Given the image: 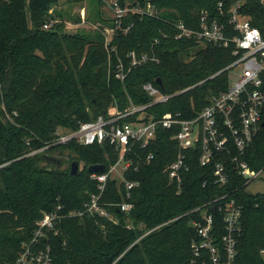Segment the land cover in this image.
I'll list each match as a JSON object with an SVG mask.
<instances>
[{"label":"trees","instance_id":"1","mask_svg":"<svg viewBox=\"0 0 264 264\" xmlns=\"http://www.w3.org/2000/svg\"><path fill=\"white\" fill-rule=\"evenodd\" d=\"M60 1L0 0V264L14 261L44 213L55 210L62 217L42 239L51 246L55 264H190L191 241L197 235L192 221L200 214L190 211L228 192L244 205L237 264H264V193L248 192L244 177L232 166L230 182L215 185V166H203L196 149L188 151L190 170L183 173L179 189L165 172L178 149L170 130L159 128L150 149H136L142 158L140 171L131 168L125 174L141 182L132 192L130 212L118 207L124 185L108 181L101 201L111 218L85 212L99 193V182L91 179L88 168L104 164L108 169L118 150L110 144L55 143L60 127L76 130L83 122L109 116L113 108L124 111L132 103L150 102L143 88L149 82L173 95L149 108L157 117L179 112L193 118L214 95L227 90L226 67L235 59L231 50L195 37L179 38L174 25L182 21L199 29L204 11L220 19V0H117L122 8H143L151 2L156 15L100 17L104 25L94 33L65 32L64 11L48 13ZM245 9L264 31L261 0H247ZM50 21L52 26L45 29ZM107 26L114 31L109 44ZM132 51L157 60L133 67L121 80L117 65L122 60L128 69ZM150 152L154 159L142 165ZM75 159L83 166L73 176ZM245 160L253 169L264 167V131ZM215 218L220 222L221 213Z\"/></svg>","mask_w":264,"mask_h":264},{"label":"built area","instance_id":"2","mask_svg":"<svg viewBox=\"0 0 264 264\" xmlns=\"http://www.w3.org/2000/svg\"><path fill=\"white\" fill-rule=\"evenodd\" d=\"M261 3L264 8V0ZM112 6L117 19L128 12L156 15L155 6L151 2L143 8H122L117 0H113ZM246 6L247 0H220V19H212L209 11H204L199 29L190 28L182 21L174 23L179 31L177 37H195L202 43H214L231 50L235 56L234 61L226 67L230 76L227 90L214 95L210 104L197 116L183 118L179 112H166L161 117L151 114V106L167 102L173 95L163 93L149 82L143 88L151 97L150 102L132 103L124 111L113 108L109 116L100 115L83 122L76 130L65 131L61 127L57 129L55 143L76 141L83 145L110 144L119 152L117 161L108 169L91 172V179L99 182V193L93 194L91 201L86 204L85 212L112 217L101 201L110 179L125 187L123 201L118 204L119 210L130 212L134 208L132 192L141 182L129 179L125 174L131 168L134 172L140 171L142 158L136 149H150L159 128L170 130L172 139L177 143L176 158L166 167L165 172L172 182L178 184L179 189L183 184V173L190 170L187 160L191 157L188 153L191 149L200 152V163L203 166H215L212 181L220 187L230 182L231 166L244 177L245 187L264 172V167L253 169L245 160L254 139L264 131V31L253 24ZM52 24L47 23L44 28L48 29ZM127 58L130 60L128 69L122 60L116 68V76L121 80L126 78L133 67L148 60H157L156 56H149L147 53L138 55L136 51L130 52ZM233 75H236L235 79ZM42 150L44 148L27 156ZM154 156V152H150L143 159L142 165L150 163ZM133 158L137 164H134ZM233 194L228 192L190 211H200L198 218L192 221L197 235L191 241L193 258L190 264H237L244 205ZM218 212L222 216L220 222L215 218ZM82 213L70 212L69 215ZM61 217L58 210L44 213L37 222L33 238L10 264H55L51 246L42 243V239L50 230H55ZM260 253L264 259V248Z\"/></svg>","mask_w":264,"mask_h":264},{"label":"rangeland","instance_id":"3","mask_svg":"<svg viewBox=\"0 0 264 264\" xmlns=\"http://www.w3.org/2000/svg\"><path fill=\"white\" fill-rule=\"evenodd\" d=\"M85 0L81 3L70 2L68 0L60 1L49 7V14H54L57 10H63L66 21L64 24V31L67 33L86 32L94 33L98 28H101L102 22L100 17L104 19L116 18L117 14L113 9V0ZM80 20L78 22L77 20ZM51 22V21H50ZM52 23V22H51ZM104 25V24H103ZM106 41H111L113 38V30L108 26L104 28ZM236 75H233V79ZM80 163V168H82ZM246 190L250 193L264 192V172L253 182L246 185Z\"/></svg>","mask_w":264,"mask_h":264},{"label":"water","instance_id":"4","mask_svg":"<svg viewBox=\"0 0 264 264\" xmlns=\"http://www.w3.org/2000/svg\"><path fill=\"white\" fill-rule=\"evenodd\" d=\"M159 84L162 85L161 80L159 79ZM106 166L104 164L91 165L88 169L90 172H99L104 171ZM80 170V161L75 159L71 163V175L75 176L79 173Z\"/></svg>","mask_w":264,"mask_h":264}]
</instances>
